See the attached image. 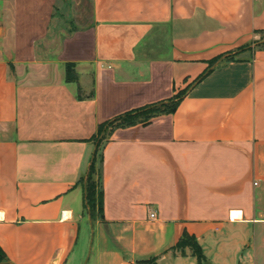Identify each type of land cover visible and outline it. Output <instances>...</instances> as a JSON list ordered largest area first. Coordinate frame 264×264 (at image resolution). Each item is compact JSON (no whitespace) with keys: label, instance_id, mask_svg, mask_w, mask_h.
Wrapping results in <instances>:
<instances>
[{"label":"crops","instance_id":"crops-1","mask_svg":"<svg viewBox=\"0 0 264 264\" xmlns=\"http://www.w3.org/2000/svg\"><path fill=\"white\" fill-rule=\"evenodd\" d=\"M89 1L87 22L67 0H0L5 261L264 264V0ZM181 91L173 112L94 138ZM185 234L202 262L174 248Z\"/></svg>","mask_w":264,"mask_h":264},{"label":"trees","instance_id":"trees-1","mask_svg":"<svg viewBox=\"0 0 264 264\" xmlns=\"http://www.w3.org/2000/svg\"><path fill=\"white\" fill-rule=\"evenodd\" d=\"M75 78V71L72 65L68 64L67 79L74 80ZM184 93L185 91L178 92L174 97L167 101L155 102L140 108L132 109L114 117L113 119L105 121L100 125L98 134L94 136V138L98 141V144H100L101 140L106 138L107 133L113 128L132 125L137 122L147 123L158 114L173 112L177 108ZM96 163L97 157H94V160L90 165V170L86 177L87 183H85L87 206L90 209L92 216L94 215V212H96V210L99 213H103L104 190L102 186L101 174H98L97 180L94 178V174L96 170H98V168L96 167ZM97 186H99L100 188L98 192L96 189ZM186 247H189L191 249L192 254L196 255L200 262L204 260L205 254L203 252V249L193 235L185 234L174 246L175 249H181L182 252H185ZM0 255L4 257V253L2 252L1 248Z\"/></svg>","mask_w":264,"mask_h":264},{"label":"rangeland","instance_id":"rangeland-1","mask_svg":"<svg viewBox=\"0 0 264 264\" xmlns=\"http://www.w3.org/2000/svg\"><path fill=\"white\" fill-rule=\"evenodd\" d=\"M67 1H68V3L64 4L62 7L59 8L60 10H62L61 12L64 13L65 17H66L67 10L72 9L77 14V17L79 20H81V21L84 20L87 22L89 21V16H88L89 11H90V1L89 0H67ZM67 21H68V19H67ZM62 25H63V23H62ZM98 174H99V171L96 170V172L94 174V178L96 180L98 179ZM82 182L87 183V178L84 179V181H82ZM96 189L98 192L100 190L99 186H97ZM93 216L94 217L99 216V212H97V210H96V212H94ZM84 226H86V224H84ZM86 229L87 228H85V227H83V229H82V234H81V239H80V245L81 246L85 242L86 237H87L86 233H88V230H86ZM0 264H9L5 261V259L2 255H0Z\"/></svg>","mask_w":264,"mask_h":264},{"label":"built area","instance_id":"built-area-1","mask_svg":"<svg viewBox=\"0 0 264 264\" xmlns=\"http://www.w3.org/2000/svg\"><path fill=\"white\" fill-rule=\"evenodd\" d=\"M151 216H155V213L152 212V213H151Z\"/></svg>","mask_w":264,"mask_h":264}]
</instances>
